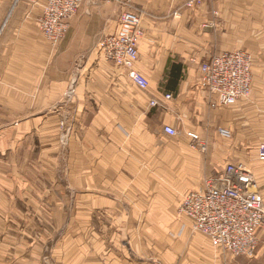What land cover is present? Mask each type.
Returning <instances> with one entry per match:
<instances>
[{
    "label": "crops",
    "instance_id": "1",
    "mask_svg": "<svg viewBox=\"0 0 264 264\" xmlns=\"http://www.w3.org/2000/svg\"><path fill=\"white\" fill-rule=\"evenodd\" d=\"M189 1L84 0L53 45L37 25L46 0L15 7L0 0V264H41L43 245L16 234L28 232L33 217L63 216L65 200L78 202L77 215L81 201L90 215L151 201L148 215L158 216L179 209L229 161L253 169L258 184L264 180L257 152L264 141V0H203L195 9ZM127 10L141 14L137 68L147 89L99 50ZM234 50L254 57L251 95L212 108L200 66ZM65 118L73 122L68 144L61 141ZM165 125L179 135L166 134ZM220 127L233 134L226 146ZM189 131L207 151L209 136L208 156Z\"/></svg>",
    "mask_w": 264,
    "mask_h": 264
},
{
    "label": "built area",
    "instance_id": "2",
    "mask_svg": "<svg viewBox=\"0 0 264 264\" xmlns=\"http://www.w3.org/2000/svg\"><path fill=\"white\" fill-rule=\"evenodd\" d=\"M34 5L40 0H28ZM84 0H46L37 22L45 37L57 44L68 31L69 20L77 14ZM203 0H190L188 8L195 9ZM144 31L141 14L124 11L114 30L99 42L102 57L124 69L128 78L140 89H147L149 80L137 68L139 44ZM254 57L245 50L224 51L202 62L200 85L213 99L212 108L233 106L250 97L253 83ZM168 99L172 98L167 94ZM152 105L158 102L152 101ZM164 132L171 136L180 131L170 125ZM226 139L232 137L228 128H219ZM192 144L202 151L207 145L196 132H187ZM258 159L264 162V141L257 146ZM182 214L193 221L196 231L212 246L236 255L252 257L257 253L259 234L264 228V198L258 188L254 171L241 161H229L223 173L207 178L202 191L187 194L181 205Z\"/></svg>",
    "mask_w": 264,
    "mask_h": 264
},
{
    "label": "rangeland",
    "instance_id": "3",
    "mask_svg": "<svg viewBox=\"0 0 264 264\" xmlns=\"http://www.w3.org/2000/svg\"><path fill=\"white\" fill-rule=\"evenodd\" d=\"M13 1L14 7L23 1L34 5L28 0ZM60 127L63 132L61 141L68 144L73 122L65 118ZM231 138L224 141V146L230 143ZM207 141L209 151V136ZM208 151L206 148L201 153L208 156ZM211 177L216 176L209 175L206 179ZM259 185L264 192L262 178L258 184L260 190ZM62 203L63 216L33 217L29 222L26 220L28 232L16 234L19 242L31 240L37 245L40 242L41 247L43 245L41 264H264V228L259 234L257 253L249 257L212 246L204 235L194 229L193 221L190 218L188 221L182 214L181 206L177 210H165L164 215L151 216L148 215L153 211V208L150 209L151 201L136 205L128 201L127 210L121 214L118 210L101 208L90 215L88 202L81 201L80 215H77L78 202L65 200ZM47 205L49 207L50 202ZM40 225L47 231L39 232Z\"/></svg>",
    "mask_w": 264,
    "mask_h": 264
}]
</instances>
